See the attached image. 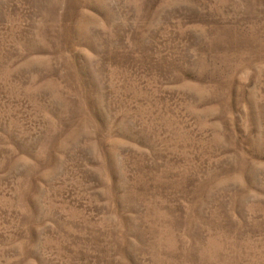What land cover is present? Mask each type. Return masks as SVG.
<instances>
[{"label": "rangeland", "instance_id": "374dc122", "mask_svg": "<svg viewBox=\"0 0 264 264\" xmlns=\"http://www.w3.org/2000/svg\"><path fill=\"white\" fill-rule=\"evenodd\" d=\"M0 264H264V0H0Z\"/></svg>", "mask_w": 264, "mask_h": 264}]
</instances>
